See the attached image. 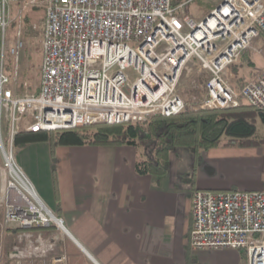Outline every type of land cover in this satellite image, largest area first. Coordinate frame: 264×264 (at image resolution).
Segmentation results:
<instances>
[{
    "label": "built area",
    "instance_id": "2783aa9c",
    "mask_svg": "<svg viewBox=\"0 0 264 264\" xmlns=\"http://www.w3.org/2000/svg\"><path fill=\"white\" fill-rule=\"evenodd\" d=\"M24 3L0 0V207L5 229L54 227L67 233L64 219L42 202L16 162L14 139L21 131L141 124L159 115H179L190 108L180 85L194 72L207 77L206 97L192 105L195 112L227 110L242 101L264 110V70L240 91L226 78L247 51L264 57V48H256L264 40V0H224L200 22L189 14L188 4L175 9L173 0H44L41 82L32 95L19 94ZM29 3L36 7L39 1ZM14 24L19 31L8 44ZM8 56L14 61L11 74ZM192 216L193 251L241 252L246 264H264V190H197ZM12 262L27 263L18 257ZM65 262V257L53 258V264Z\"/></svg>",
    "mask_w": 264,
    "mask_h": 264
},
{
    "label": "crops",
    "instance_id": "0c3cea01",
    "mask_svg": "<svg viewBox=\"0 0 264 264\" xmlns=\"http://www.w3.org/2000/svg\"><path fill=\"white\" fill-rule=\"evenodd\" d=\"M256 48H264V40ZM256 55L264 58L247 51L226 73L237 91L255 79L242 71L258 70ZM195 97L205 99L204 85L202 92L183 98ZM15 158L42 202L64 219L68 233L54 227L5 229L0 207V264H12L16 257L26 264H53L54 257H65L64 264H246L241 252L191 249L192 198L197 190H264L261 149H213L196 159L188 149L177 148L161 177L137 173V162L145 157L133 146L53 151L49 143H38L16 149Z\"/></svg>",
    "mask_w": 264,
    "mask_h": 264
},
{
    "label": "trees",
    "instance_id": "16d2710c",
    "mask_svg": "<svg viewBox=\"0 0 264 264\" xmlns=\"http://www.w3.org/2000/svg\"><path fill=\"white\" fill-rule=\"evenodd\" d=\"M176 3L178 1L173 0L174 7ZM30 22L31 18L26 16L23 27L31 28ZM12 64L13 60L6 66L9 74ZM37 93L33 86L20 83V95ZM259 124L264 126V110L242 101L238 107L227 110L195 112L188 108L179 115H159L141 124L96 125L56 132L21 131L15 136L14 144L18 149L49 143L53 151L59 147L133 146L143 149L145 157L137 162V173L161 177L169 171L170 155L177 148L188 149L198 159L203 152L213 149L262 146L264 135ZM242 256L246 258L245 253Z\"/></svg>",
    "mask_w": 264,
    "mask_h": 264
},
{
    "label": "rangeland",
    "instance_id": "374dc122",
    "mask_svg": "<svg viewBox=\"0 0 264 264\" xmlns=\"http://www.w3.org/2000/svg\"><path fill=\"white\" fill-rule=\"evenodd\" d=\"M38 6H32L29 2L30 0H25V8H24V17L29 16L31 18V28L26 27L24 25L23 33L25 38V49L21 53L19 58V68H20V83L25 82L29 86H33L34 89L39 87L40 80V68L43 61V56L41 52V39H42V23L44 20V0H38ZM175 9H179L181 5H187L189 7V14L194 17L196 20H204L208 17L211 12V9L216 8L220 3L224 0H177ZM215 6H213V5ZM24 6V5H23ZM213 6V7H212ZM210 12V14H209ZM180 15L181 12L178 11ZM209 14V15H208ZM18 25L11 26L8 29L7 41L8 44L15 40L18 33ZM31 29V30H30ZM243 58V57H242ZM242 58L236 63V66L240 65L242 62ZM256 64L258 70L248 69L244 67V72L242 73H252L254 78L259 74V69L261 70L264 67V58L256 55ZM12 59L7 57V64L11 63ZM14 63V61H13ZM253 70V71H252ZM237 72H241L237 69ZM234 73H236L234 71ZM232 79V76H231ZM202 80V82H200ZM207 77L205 75H200L198 72H194L193 74H187L182 80L180 85L181 95L186 97L188 93L199 90L202 92V86L206 83ZM20 85V84H19ZM197 98V97H195ZM186 101V100H185ZM197 101H201L199 98L196 100L193 98L192 100H187V103L190 105V109H192V105L197 103ZM259 128L261 133L264 135V126L259 124ZM264 151V144L260 147H255Z\"/></svg>",
    "mask_w": 264,
    "mask_h": 264
},
{
    "label": "bare ground",
    "instance_id": "6f19581e",
    "mask_svg": "<svg viewBox=\"0 0 264 264\" xmlns=\"http://www.w3.org/2000/svg\"><path fill=\"white\" fill-rule=\"evenodd\" d=\"M212 5H213V4H212ZM213 6H215V5H213ZM213 6H212V7H213ZM215 7H216V6H215ZM212 10H213V8L211 9V11H212ZM209 14H210V12H209ZM209 14H208V15H209ZM66 230H67V229H66ZM67 233H68V230H67ZM64 234H65V233H64Z\"/></svg>",
    "mask_w": 264,
    "mask_h": 264
}]
</instances>
